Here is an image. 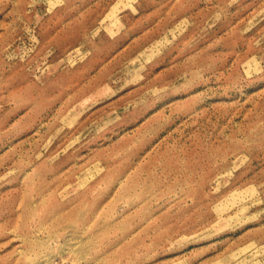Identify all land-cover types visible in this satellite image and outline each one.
I'll return each instance as SVG.
<instances>
[{"label":"rangeland","instance_id":"obj_1","mask_svg":"<svg viewBox=\"0 0 264 264\" xmlns=\"http://www.w3.org/2000/svg\"><path fill=\"white\" fill-rule=\"evenodd\" d=\"M0 264H264V0H0Z\"/></svg>","mask_w":264,"mask_h":264}]
</instances>
